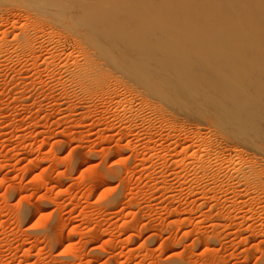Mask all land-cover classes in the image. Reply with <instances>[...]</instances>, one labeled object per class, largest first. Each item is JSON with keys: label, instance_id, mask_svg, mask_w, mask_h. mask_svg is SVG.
Here are the masks:
<instances>
[{"label": "rangeland", "instance_id": "374dc122", "mask_svg": "<svg viewBox=\"0 0 264 264\" xmlns=\"http://www.w3.org/2000/svg\"><path fill=\"white\" fill-rule=\"evenodd\" d=\"M43 6L0 0V264H264V139L127 66L78 87L75 11L38 12L36 54L15 52Z\"/></svg>", "mask_w": 264, "mask_h": 264}, {"label": "bare ground", "instance_id": "6f19581e", "mask_svg": "<svg viewBox=\"0 0 264 264\" xmlns=\"http://www.w3.org/2000/svg\"><path fill=\"white\" fill-rule=\"evenodd\" d=\"M22 1L44 6L28 13L15 52L36 54L45 28L38 12L62 17L75 11L70 25L87 29L83 44L76 43L83 60L74 58L65 72L78 87L110 91L104 65L127 66L155 92L179 102L199 97L240 135L254 130L264 139V0ZM113 1L115 9L105 12L103 5ZM165 21L174 28L169 35ZM90 43L100 54L88 51ZM242 175L250 183L255 168Z\"/></svg>", "mask_w": 264, "mask_h": 264}]
</instances>
